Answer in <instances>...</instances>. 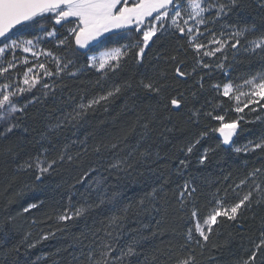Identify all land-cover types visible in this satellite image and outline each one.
<instances>
[{"label":"trees","instance_id":"trees-1","mask_svg":"<svg viewBox=\"0 0 264 264\" xmlns=\"http://www.w3.org/2000/svg\"><path fill=\"white\" fill-rule=\"evenodd\" d=\"M212 15L206 14V29L215 33L231 32V26L237 25L254 30L241 38L238 50L229 47L215 62H207L210 69L197 66L199 57L189 37H181L174 28L151 45L141 63L129 55L118 69L107 72L87 68L83 56L57 47L55 40L42 41L45 50L63 62L71 59L74 63L48 83L51 90L42 88L33 94L28 99L33 102L16 114L19 119L14 122L19 127L6 138L0 137V264H88V254L101 238L109 240L117 252L139 240V255L130 258L132 264H178L190 255L195 264H244L254 251V264H264V249L256 248L264 239V148H254L264 140V112L239 122L233 146L253 145L240 152L223 145L211 131L219 126L218 121L192 115L197 109L206 113L215 108L213 115H225L227 122L238 119L235 103L221 95L222 87L225 83L240 85L264 73V52L245 51L249 42L264 37V7L261 0H243L216 23L211 22ZM37 29L18 26L11 33L23 30L24 38L36 39L38 34L33 32ZM129 42H135V37L120 41ZM105 50L94 48L90 54ZM221 58L224 67L215 68ZM178 64L188 75L177 78ZM142 80L164 84L165 90L161 95L150 93L141 86ZM216 84L221 86L219 91L212 88ZM117 86L119 93L94 105L82 118L71 119L81 103ZM178 93L186 100L179 110H173L169 102ZM6 126L0 122V130ZM203 132L208 135L188 154L186 147ZM205 152L207 159L201 164L199 158ZM62 153L65 159L61 162ZM38 156L58 161L41 180L35 178L36 169L22 168ZM117 160L133 165L131 175L109 167ZM180 160H186L188 166L181 167ZM185 183L195 192L191 196L185 193L181 202ZM113 193L118 194L114 202L99 203L101 194L110 197ZM249 193L236 219L217 218L212 231L206 232L207 241L195 231V221L203 222L217 201L231 207ZM141 199L143 205L138 204ZM130 203L133 207L112 237L97 231ZM31 204L37 207L25 212ZM70 204L73 208L93 207L80 217L58 221L57 216Z\"/></svg>","mask_w":264,"mask_h":264},{"label":"snow or ice","instance_id":"snow-or-ice-1","mask_svg":"<svg viewBox=\"0 0 264 264\" xmlns=\"http://www.w3.org/2000/svg\"><path fill=\"white\" fill-rule=\"evenodd\" d=\"M242 2L243 0H0V42H2L0 56H3L8 51L14 52L16 49H22L25 53H32L33 56L38 55V53L33 52L35 44L32 39L20 41L10 35L12 30L16 29L18 25L25 30L38 28L41 35L36 37V43H39L41 38L45 40L54 39L57 47L70 49L77 57L83 56L87 62L85 66L87 68H96L98 71H115L121 66V61L129 55H134L137 63H141L151 45L161 39L172 28H175L181 37L185 35L189 37V44L199 56L201 51L207 47L205 44L197 42L204 35V32H201L199 26L206 25L209 22L205 14H213L211 22L216 23L228 16L235 8L240 7ZM185 5H187V9ZM261 6L264 7V0H261ZM185 13L187 18H184ZM190 20L194 22V25H189ZM181 21L183 22V26L181 25ZM231 27L232 31L227 33L231 43L227 39H217L214 32L208 33L212 37L208 41V44H214L216 47L210 50H204L203 56H215L216 53L222 52L226 46L238 50L241 44V38L254 30L253 27L247 25ZM60 30L63 31L61 32ZM220 35L225 36L226 33L222 31ZM134 37L135 42L120 43L122 40L131 41ZM109 42L118 44L119 46L108 47ZM94 48H105L106 50L100 52L99 55L90 54ZM257 49L264 52V37L249 42L245 51L251 50L255 52ZM43 54L52 57L56 64L55 73L48 71L43 63L39 64V68L44 69V75L46 76L58 75L74 63L71 59L63 62L60 57L54 56L52 52H44ZM172 59L175 60L176 58L172 57ZM24 63H28V61L25 60ZM196 64L205 69L209 68V64L204 63L202 59L197 60ZM14 66V64L9 62V68ZM216 67L222 69L224 65L220 63ZM195 70L193 68L194 72ZM0 71L7 72L8 68L0 69ZM32 72L33 68L29 67L24 73L25 78L23 83L29 87L18 89V93L21 96L23 93L30 91L39 82L36 76L29 78V73ZM69 74L75 75V73ZM175 74L177 78H183L188 75V73L182 70L180 64L175 68ZM140 83L144 89L157 95H161L166 87V85L156 81L145 83L142 80ZM200 87L203 88V80L200 82ZM220 87L219 84L212 85V88L216 91H219ZM241 87H247L249 91L241 92ZM8 88L9 85H3L4 91L0 92V122L7 125L3 130H0V137L5 138L8 133L13 132L15 128L19 127V124L14 122L19 119L16 114L24 112L27 108V104L23 107L17 106L19 101L15 100L14 97L18 93L16 91H7ZM43 88L51 90V86L48 83H44ZM120 91L121 88L117 86L113 91H109L106 95L100 96L99 98H94L87 104L81 103L78 106L80 111L71 116V119L82 118L94 105L108 100L109 97L114 96ZM233 91L234 86L231 83H225L221 95L235 99L236 107L234 111L237 113L243 112L249 105L264 102V73H258L256 76L245 79L242 85L236 86L235 91L238 94L235 97L232 96ZM45 95H48V93L46 92ZM241 96L247 98L243 106H241ZM185 100L186 98L183 96V93H178L177 96H173L170 99L169 103L173 110H179ZM31 102L29 101L28 103ZM167 106L165 105V107ZM215 110L213 108L211 111L201 113L197 109L192 115L198 119L203 114L212 120L218 121L219 126L212 128L211 131L219 134L218 138H222L221 143L223 145L231 146L234 144L233 138L238 135L239 119L227 122L225 115H213ZM251 110L255 111V109ZM143 127L147 130L149 127L148 122H145ZM206 135H208V132L201 133L200 138L186 147V152L188 154L193 153V149L200 143V139ZM116 146L115 143L111 145L112 148ZM252 147L253 145L251 144L245 145L243 150L248 151ZM254 148H264V140L256 143ZM95 151L99 152L100 148L97 147ZM235 151L240 152L242 149L235 148ZM141 155L145 156L149 154L141 153ZM64 159L65 153H62L59 156V161L62 162ZM67 159L71 161L72 156L68 155ZM206 159L207 152L199 158V163L203 164ZM57 163V160L48 161L46 156L44 159L38 156L32 161H26L22 165V168L25 170L36 169L38 174L35 178L36 180H41L50 170H54ZM179 165L181 167H187L188 162L186 160H180ZM109 167L131 175L129 169H132L133 165L127 163L126 160H117L110 164ZM87 175L88 173H85V176ZM194 192L195 188L189 190L188 184L185 183L184 191L180 193L181 202L184 200L185 193L191 196ZM117 195V193H113L112 196L108 197L101 194L99 203L103 204L106 200L114 202ZM250 195L251 193L245 195L238 203H235L230 208L217 207L203 221L206 227H202L197 223L195 231L199 233V236L204 241H207L209 236L206 232L210 233L212 231V226L217 223V218L224 216L229 220L236 219L238 210L245 205ZM144 203V199L138 201L139 205H143ZM217 203L220 204V201H217ZM36 207V204H31L24 211L28 212L30 208ZM91 207L93 205L88 204L86 207L82 205L73 208L70 204L68 208H65L57 216V220L60 222L70 221L74 217L84 215ZM132 207L133 205L130 203L121 208L118 214H113L108 218L106 224L102 223V227L97 229V231H103L105 237H112L113 232L121 227ZM192 215L195 217L197 213L193 211ZM42 238L47 239L48 237L44 236ZM188 239H192L191 231H189ZM139 242V240L134 239L125 248H121L117 252L109 240L101 238L96 248L89 252L88 264H132L130 258L139 255L137 251ZM34 246L29 245V247ZM256 248L257 250L264 249V239L261 240ZM256 256L257 252H252L249 259L244 261V264H254ZM178 264H195V257L190 255L188 258L179 261Z\"/></svg>","mask_w":264,"mask_h":264},{"label":"rangeland","instance_id":"rangeland-1","mask_svg":"<svg viewBox=\"0 0 264 264\" xmlns=\"http://www.w3.org/2000/svg\"><path fill=\"white\" fill-rule=\"evenodd\" d=\"M185 7L187 9V5H185ZM206 14H205V16H206ZM184 18H187L186 13L184 14ZM181 25L183 26L182 21H181ZM189 25H194V22L190 20ZM199 27H200L201 32H204V35L197 42L203 43L207 46L206 49H204V50H210V49L215 48L216 45L208 44V41L210 39H212V37L210 35H208V33L214 32V31L207 30L206 29L207 24L206 25H200ZM22 33H24L23 30L20 33H15V34L11 33L10 35H12V37L14 39H18L20 41L32 39L34 41V44H35V47H33V52L38 53V55L33 56L32 53H25V52H23L22 49H16L14 52L8 51L3 56H0V69L8 68L7 72L0 71V92L4 91L3 85H9V88L7 89V91H16L17 93H18L19 88H28L29 86L25 85L23 83V81L25 78L24 73L27 71V69L29 67L33 68V72L29 73V78L36 76L37 79L39 80V82L35 85V87H32L30 91L23 93L22 96L18 93L17 96L14 97L15 100L19 101V103L17 104L18 107H23L25 104H27V106L29 104H31L33 101L31 103H28V99L31 98V96L33 94L39 93L40 90L43 88L44 83H49L51 80H53L57 76V75L46 76V75H44V69L39 68V64L43 63L45 65V68L48 71L53 72V73L56 72V64L53 61L52 57H49V56H46L43 54L44 52H49V51L45 50V48L43 47V44H42V41H45V39L41 38L40 42L36 43L35 38H24ZM228 33H230V32H228ZM33 34L41 35L39 29H37L35 32H33ZM215 34H216L217 39H227V40H229V43H231V40H230L229 36L227 35V33L225 36H221L220 33H215ZM51 40H54V39H51ZM0 46H2V42L0 43ZM228 48L229 47L226 46L222 52L216 53V55L212 56V57L203 56L204 50H202L200 55L198 56L199 60L202 59L204 63L211 62V61L215 62L217 59V55L222 56L223 52L225 50H227ZM96 55H99V53ZM54 56H56V55H54ZM25 60H27L28 63H24ZM9 62L14 64L15 66L9 68ZM220 63H223L222 58H221V62H219V64ZM210 68L211 67L209 66V68H207V69H210ZM215 68H217V67L215 66ZM22 69H24L23 73H21ZM92 69L98 71L96 68H92ZM240 85H242V84H240ZM233 86H234V91L232 93V96L235 97V95L238 94L235 91V87L239 86V85H233ZM222 89H223V87H222ZM240 91L241 92H247V91H249V89L247 87H241ZM246 99L247 98L244 96L240 97L241 106H243V103L246 102ZM231 100L235 103V107H236L235 99L232 98ZM235 107L233 109H235ZM251 109H255V111H253ZM256 112L257 113L264 112V102H261L260 104L249 105L247 108L244 109L243 112H241V113L236 112V114L238 116L239 122H241V120H244L247 116H250L251 114H254ZM239 129H240V125L238 128V131H239ZM217 135L219 136L218 133H217ZM235 137L233 138V140L235 139ZM221 140H222V138H221ZM228 147L234 148V150L236 148L233 145L228 146ZM244 147L245 146H243L242 149H244ZM252 149H253V147H252ZM217 207L230 208V207L222 206L221 204H218ZM217 207H215V209ZM197 223H199L202 227H206V226H204L203 222H199L198 220L195 221V227H196Z\"/></svg>","mask_w":264,"mask_h":264},{"label":"water","instance_id":"water-1","mask_svg":"<svg viewBox=\"0 0 264 264\" xmlns=\"http://www.w3.org/2000/svg\"><path fill=\"white\" fill-rule=\"evenodd\" d=\"M18 26H19V25H18ZM18 26H17V27H18Z\"/></svg>","mask_w":264,"mask_h":264}]
</instances>
